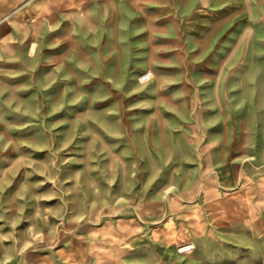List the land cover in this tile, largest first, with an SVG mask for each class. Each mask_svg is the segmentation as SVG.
<instances>
[{"label": "rangeland", "instance_id": "1", "mask_svg": "<svg viewBox=\"0 0 264 264\" xmlns=\"http://www.w3.org/2000/svg\"><path fill=\"white\" fill-rule=\"evenodd\" d=\"M91 27L69 21L56 32L60 47L38 27L24 49L34 78L0 79V264L138 259L141 211L156 178L161 191L189 182L190 168L204 165L187 142L193 136L222 138L232 153L228 166H264V94L255 103L252 79L239 78L234 62L218 64L223 46L194 79L167 69L141 77L136 42L109 62L107 32ZM254 81L264 92V77ZM177 86L206 94L194 101L173 93ZM156 167L169 174H153ZM176 222L163 223L164 247L194 246L168 239Z\"/></svg>", "mask_w": 264, "mask_h": 264}, {"label": "crops", "instance_id": "2", "mask_svg": "<svg viewBox=\"0 0 264 264\" xmlns=\"http://www.w3.org/2000/svg\"><path fill=\"white\" fill-rule=\"evenodd\" d=\"M78 19L91 22L93 31L107 32L109 62H116L117 52L126 55L128 40L136 42L138 76L150 70L157 78L159 69H167L173 78L194 79L197 66L211 62L223 46L218 64L234 62L239 78L252 79L248 93L255 103L264 94L254 81L264 77V0H0V79L34 78L24 49L35 42L37 28L51 33L55 45L61 38L56 32ZM205 90L173 87V93L194 101ZM187 142L204 165L190 168L195 177L189 182L166 184L161 191L156 178L141 211L139 258L110 264H174L181 258L187 264H264V166L226 165L232 153L222 138L193 136ZM156 168L153 174L168 173ZM169 217L177 221L178 232L168 239L192 242V252L164 247L163 223ZM128 235L123 232V238Z\"/></svg>", "mask_w": 264, "mask_h": 264}, {"label": "built area", "instance_id": "3", "mask_svg": "<svg viewBox=\"0 0 264 264\" xmlns=\"http://www.w3.org/2000/svg\"><path fill=\"white\" fill-rule=\"evenodd\" d=\"M194 250V246L190 243H186V244H182L179 248H178V252L179 253H190Z\"/></svg>", "mask_w": 264, "mask_h": 264}]
</instances>
